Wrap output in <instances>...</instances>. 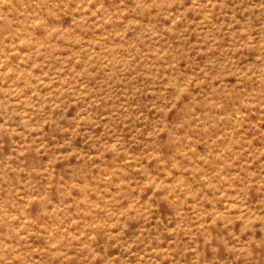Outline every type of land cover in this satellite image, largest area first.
<instances>
[{"label": "rangeland", "instance_id": "rangeland-1", "mask_svg": "<svg viewBox=\"0 0 264 264\" xmlns=\"http://www.w3.org/2000/svg\"><path fill=\"white\" fill-rule=\"evenodd\" d=\"M0 264H264V0H0Z\"/></svg>", "mask_w": 264, "mask_h": 264}]
</instances>
